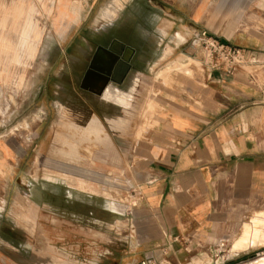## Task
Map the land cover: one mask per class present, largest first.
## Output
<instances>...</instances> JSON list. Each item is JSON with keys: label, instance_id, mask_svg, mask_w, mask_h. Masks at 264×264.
Segmentation results:
<instances>
[{"label": "rangeland", "instance_id": "rangeland-1", "mask_svg": "<svg viewBox=\"0 0 264 264\" xmlns=\"http://www.w3.org/2000/svg\"><path fill=\"white\" fill-rule=\"evenodd\" d=\"M13 1L0 0V36H20L27 54L14 49L26 63L0 92V264H157L129 166L155 124L164 71L177 77L189 62L202 72L204 49L188 37L198 25L177 7L190 0H19L16 26ZM128 60L137 66L109 82L111 66ZM263 215L241 235L187 244L174 262L169 250L158 264H264L262 249H248L264 235Z\"/></svg>", "mask_w": 264, "mask_h": 264}, {"label": "crops", "instance_id": "crops-1", "mask_svg": "<svg viewBox=\"0 0 264 264\" xmlns=\"http://www.w3.org/2000/svg\"><path fill=\"white\" fill-rule=\"evenodd\" d=\"M209 1L177 7L198 25L194 29L238 49L242 61H211L204 52L199 74L189 62L177 77L175 70L164 71L162 96L153 100L155 124L136 144L129 166L151 235L147 256L157 264L169 250L174 262L182 258L176 249L187 244L211 248L215 240L241 235L264 213V0ZM143 35L135 49L149 47V34ZM248 249L264 251V244Z\"/></svg>", "mask_w": 264, "mask_h": 264}, {"label": "bare ground", "instance_id": "bare-ground-1", "mask_svg": "<svg viewBox=\"0 0 264 264\" xmlns=\"http://www.w3.org/2000/svg\"><path fill=\"white\" fill-rule=\"evenodd\" d=\"M121 1V0H120ZM124 1V0H123ZM4 2V1H3ZM9 2V1H8ZM113 3V2H112ZM114 4V3H113ZM117 4V3H116ZM109 7V6H108ZM106 7V8H108ZM112 7V6H111ZM117 7V6H116ZM113 8V7H112ZM4 9V7H3ZM109 9V8H108ZM107 10V9H106ZM112 10V9H111ZM110 10V11H111ZM103 11V9H102ZM3 11H0V15L2 14ZM101 12V11H100ZM103 13V12H101ZM105 13V12H104ZM107 13V12H106ZM25 14H26V9L24 5L21 3L19 0H14L12 2V5L10 6V9L8 10V17L11 19L12 24L16 26L15 24H18L19 22L22 23V25L25 24ZM103 15V14H102ZM107 15V14H106ZM100 16V15H99ZM105 16V15H103ZM107 17V16H106ZM105 19V17H104ZM1 21V19H0ZM11 24V25H12ZM22 25H21V30H22ZM11 27V26H10ZM20 30V31H21ZM21 48V54L26 55L27 54V46H26V41H21L20 42V36L18 37L17 40H12L6 37V35L3 33V28H2V34L0 36V81H3L0 84V92H2L3 85L8 86L12 77H13V71H12V66L16 63L20 64L21 66H25L24 64L26 63V59L19 61L17 58H15L16 52H14V49L16 48ZM172 64V63H171ZM177 64V63H175ZM174 64V65H175ZM182 64V63H181ZM15 66V65H14ZM23 73V72H22ZM164 74V73H163ZM20 79V78H19ZM20 82V81H19ZM19 86V85H18ZM7 89V88H6ZM1 94V93H0ZM11 99V98H10ZM65 114V113H64ZM61 119V118H60ZM85 147V146H83ZM82 148V147H81ZM259 244H264V235L262 238L259 240ZM259 260V258H258ZM263 264V263H262Z\"/></svg>", "mask_w": 264, "mask_h": 264}, {"label": "built area", "instance_id": "built-area-1", "mask_svg": "<svg viewBox=\"0 0 264 264\" xmlns=\"http://www.w3.org/2000/svg\"><path fill=\"white\" fill-rule=\"evenodd\" d=\"M192 38L198 41V45L204 49L209 60H224L230 64L242 61L239 50L235 47L222 43L217 36L205 28H196L192 32ZM140 264H153L151 260L145 259Z\"/></svg>", "mask_w": 264, "mask_h": 264}, {"label": "flooded vegetation", "instance_id": "flooded-vegetation-1", "mask_svg": "<svg viewBox=\"0 0 264 264\" xmlns=\"http://www.w3.org/2000/svg\"><path fill=\"white\" fill-rule=\"evenodd\" d=\"M143 35V34H142ZM139 38H141L140 36L138 38H136V41L139 42ZM141 50V53L143 54V52H145V48H138ZM137 49V51H138ZM136 51V52H137ZM138 53V52H137ZM136 53V54H137ZM129 61V60H128ZM130 63H127V65L125 64H120V65H115L113 64L109 70L110 75L106 76V79L109 80V82L115 81L117 82V80L120 78V80L118 82L121 81V79L123 78V76H125V73H128L131 69V67H136L137 65H133L131 63V60L129 61Z\"/></svg>", "mask_w": 264, "mask_h": 264}]
</instances>
